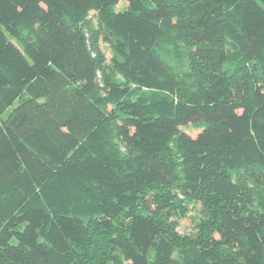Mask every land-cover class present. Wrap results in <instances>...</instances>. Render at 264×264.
I'll return each mask as SVG.
<instances>
[{"label": "trees", "instance_id": "obj_1", "mask_svg": "<svg viewBox=\"0 0 264 264\" xmlns=\"http://www.w3.org/2000/svg\"><path fill=\"white\" fill-rule=\"evenodd\" d=\"M120 1L0 0V264H264V0Z\"/></svg>", "mask_w": 264, "mask_h": 264}, {"label": "rangeland", "instance_id": "obj_2", "mask_svg": "<svg viewBox=\"0 0 264 264\" xmlns=\"http://www.w3.org/2000/svg\"><path fill=\"white\" fill-rule=\"evenodd\" d=\"M128 5L126 0H121L119 6L120 7H126ZM104 49L107 53V59H110V52L107 48V46L104 44ZM182 130H184L186 133L191 135L192 137H197L201 131L193 129L191 125L188 126H182ZM179 232L184 235L188 236H194L195 235V230H194V225L191 223L190 219H182L179 221Z\"/></svg>", "mask_w": 264, "mask_h": 264}]
</instances>
